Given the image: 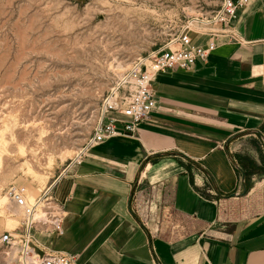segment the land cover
Listing matches in <instances>:
<instances>
[{"label":"crops","instance_id":"crops-1","mask_svg":"<svg viewBox=\"0 0 264 264\" xmlns=\"http://www.w3.org/2000/svg\"><path fill=\"white\" fill-rule=\"evenodd\" d=\"M236 30L239 41L222 39L192 69L158 74L137 132L90 148L59 178L63 233L36 231L41 252L74 264H264V201L250 182L264 177V0ZM247 136L256 146L244 159Z\"/></svg>","mask_w":264,"mask_h":264},{"label":"rangeland","instance_id":"rangeland-1","mask_svg":"<svg viewBox=\"0 0 264 264\" xmlns=\"http://www.w3.org/2000/svg\"><path fill=\"white\" fill-rule=\"evenodd\" d=\"M221 1L0 0V129L9 125L0 196L8 198L15 185H31L38 195L52 185L55 195L57 181L93 135L105 100L126 91L124 77L134 63H149L188 23L197 30L195 21ZM244 139L240 155L247 159L256 138ZM250 182L255 204L264 201V177ZM22 219L8 198L0 204V235L20 232ZM4 250L0 243V263Z\"/></svg>","mask_w":264,"mask_h":264},{"label":"built area","instance_id":"built-area-1","mask_svg":"<svg viewBox=\"0 0 264 264\" xmlns=\"http://www.w3.org/2000/svg\"><path fill=\"white\" fill-rule=\"evenodd\" d=\"M250 1L222 0L217 9L195 21L197 30L191 27L194 22L188 23L163 48L154 53L149 63L140 59L136 61L124 77L123 88L126 91L121 95L116 90L105 100L93 135L77 161L90 148L107 139L129 133L134 135L137 132L140 123L156 107L153 82L158 74L174 68L190 70L197 61H206L222 39L239 41L236 22L240 11ZM194 35L204 37L205 41H196ZM119 123L123 124L121 128ZM52 189V185L46 187L35 201L28 202L24 186L9 188L8 194L21 209L23 219L18 228L20 232L0 235V243L5 245L2 252L4 258L0 264H74L75 256L69 253L41 252V243L35 235L36 231L63 233L65 210Z\"/></svg>","mask_w":264,"mask_h":264},{"label":"bare ground","instance_id":"bare-ground-1","mask_svg":"<svg viewBox=\"0 0 264 264\" xmlns=\"http://www.w3.org/2000/svg\"><path fill=\"white\" fill-rule=\"evenodd\" d=\"M9 126V125H8ZM8 126L5 125L3 128L0 129V161L2 160V156L3 154L9 152L8 147H7V140L5 137V133L8 130ZM28 138V137H27ZM21 150H23V148H21ZM76 151H67L65 152L68 156H73L75 154ZM65 154V155H66ZM64 155V154H63ZM28 169L32 172V174L36 177H38V173L35 172L34 169H32L30 166H28ZM41 175V174H40ZM26 189V199L28 202H33L35 201V199L38 196V190L34 187H32L31 185H28V187H25ZM8 198L12 201L11 197L8 195ZM8 198L5 196H0V204H4L8 201ZM17 222L15 221V219L13 218H9L8 219V225H10V227H14L15 224ZM19 223V222H18Z\"/></svg>","mask_w":264,"mask_h":264},{"label":"trees","instance_id":"trees-1","mask_svg":"<svg viewBox=\"0 0 264 264\" xmlns=\"http://www.w3.org/2000/svg\"><path fill=\"white\" fill-rule=\"evenodd\" d=\"M247 186H248V187L250 186V184L248 183V179H247Z\"/></svg>","mask_w":264,"mask_h":264},{"label":"water","instance_id":"water-1","mask_svg":"<svg viewBox=\"0 0 264 264\" xmlns=\"http://www.w3.org/2000/svg\"><path fill=\"white\" fill-rule=\"evenodd\" d=\"M243 176H245V174H243Z\"/></svg>","mask_w":264,"mask_h":264}]
</instances>
